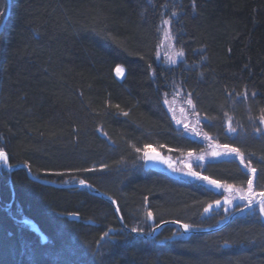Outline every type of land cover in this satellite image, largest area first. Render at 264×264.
<instances>
[{"label": "trees", "instance_id": "obj_1", "mask_svg": "<svg viewBox=\"0 0 264 264\" xmlns=\"http://www.w3.org/2000/svg\"><path fill=\"white\" fill-rule=\"evenodd\" d=\"M6 8L0 0V23ZM163 20L184 53L174 65L158 57ZM176 92L190 94L202 134L243 149L264 191V0H10L0 32V150L34 176L85 179L146 234L168 220L216 226L247 204L223 187L140 170L137 147L202 151L165 111ZM220 162H210L217 181L246 179L240 162ZM207 196L231 200L229 213L205 212ZM251 212L203 237L166 226L137 242L90 191L44 186L0 164V264H264V216Z\"/></svg>", "mask_w": 264, "mask_h": 264}, {"label": "rangeland", "instance_id": "obj_2", "mask_svg": "<svg viewBox=\"0 0 264 264\" xmlns=\"http://www.w3.org/2000/svg\"><path fill=\"white\" fill-rule=\"evenodd\" d=\"M163 28H164V26L162 25V27H161V39H160V44H159V49H158L159 50L158 57L160 59H163L162 61H164L165 64L173 65V64H170L169 58L170 57L174 58L178 62L181 58L175 56L174 52L180 51V50H177L173 39L171 41H167L164 39ZM168 28H169V25H168ZM115 73H116V71H115ZM123 77H124V75L121 77H118L116 75V78L119 81H121L123 79ZM176 93H177V95H175V96L173 95L171 97H167V100L171 103V110H170L169 106L164 103L165 111H166V113H168V116L171 120V124L173 125L176 133H178V134L180 133L186 137H189L190 139L197 141L195 148L201 147L202 151L197 153V154H194L196 152H193V151L189 152L188 151V152H184V153H186V155L178 157L180 154H183V152H177L176 149H171V151H170V149H168V148L158 146V147L150 148L148 150L158 152L160 155L165 157V159H167L172 164V168H176L179 170V171H173L172 168L168 167V164L160 163L159 164V168H160L159 171H162L161 173H163L165 176L169 177V175H171V176L179 177L182 175V176L188 178L190 181H198L199 183H202L203 185H205V189L210 188V187H211L210 189H213V188L216 189V193H217V192H219L220 187L217 188L215 185L207 183V181L197 179L196 177H193V176L185 175V173H187L189 171V167H191V170L194 172H197L200 176H206L209 179L217 181L216 178L211 176L213 171L216 169V167L213 168V166H215V164H213V165L210 164V162H212V160H217L219 162L222 160L223 161L224 160L225 161L226 160H228V161L236 160V161L240 162V164H241L240 159L237 158L234 154L224 155L225 148L223 146L227 145L230 148L238 149L240 151V153L245 158V155L243 154L244 151L240 147L237 148L236 146L229 145L228 144V143H230L229 139H226V143L224 144L215 135L209 134L207 136L204 133L202 134L200 132V130H202L200 128V126L201 125L203 126L205 119L200 118L197 114H195V111H193V109L189 108V106L186 102L188 97L185 94H183L181 92H176ZM177 121H180V123H177ZM197 121H199V122H197ZM185 124L189 125L187 130L184 127ZM213 152H220L221 155L220 156H214ZM197 158H201V159H197ZM139 161H140V170L142 171V168L145 169L144 160L142 158H140ZM0 164H2V163H0ZM220 164H221V162H220ZM245 164H241V166L244 167V173L247 174L245 177L246 179L245 180L242 179L241 180L242 182L240 184H239V182H240L239 179L236 180V181H238V185L232 184L231 185L232 188L230 190L226 189L228 191V193L229 192H231L232 194L238 193L239 195H245V196L249 195V193L247 192L248 180L249 179L254 180L255 173L248 171V169L245 167ZM118 171H120V170L118 169ZM217 182L218 183L220 182L221 185H228V184L230 185L231 184L230 181H228L229 183L227 181H225V182H227V183H225L221 179H218ZM72 184H76V183H72ZM234 188H236L239 191L233 190ZM260 189H261L260 186L257 183L253 182V193L256 194L255 200L259 196ZM88 191H90V190H88ZM219 198L220 199L216 200V201H219V202L225 201L224 197H219ZM221 205H222V207H224L222 203H220L219 206L216 203L211 205V207H209V205H207L206 208L209 209L207 212H210L213 209H218L221 207ZM246 205H244V206H246ZM244 206H242V207H244ZM242 207H240V208H242ZM229 211H230V209H227V211L223 212V214L225 215V214L229 213ZM246 211H248V210H246ZM246 211H244L242 213H245ZM249 211H252L251 213H249L250 215H254L256 212L259 214L260 213L259 205L252 207L251 209H249ZM232 213H234V211ZM254 216L256 217V214ZM143 221H144V223L146 222L145 220H143ZM133 228H136L138 230V232H133V233L142 234V235L146 234L144 231H140V230H143L142 226L139 227V225H138V226H135ZM129 229L131 230V228H129ZM110 234H112V231H108V235H110Z\"/></svg>", "mask_w": 264, "mask_h": 264}, {"label": "snow or ice", "instance_id": "obj_3", "mask_svg": "<svg viewBox=\"0 0 264 264\" xmlns=\"http://www.w3.org/2000/svg\"><path fill=\"white\" fill-rule=\"evenodd\" d=\"M172 15L175 16L176 15V12H173ZM162 24L164 26V28H163V37H164V39L167 40V41H171L174 37H173L172 33L170 32V30L168 28V25L170 24V21L169 20H163L162 21ZM174 55L177 56V57H180L182 59L183 56H184V53H183L182 50H180V51H175L174 52ZM169 62H170V64H173L174 65V64H176L177 61H176V59L170 57L169 58ZM116 75L118 77L123 76L124 75V69L118 66L117 69H116ZM173 95L175 96V95H177V93H174ZM186 102H187L189 108L193 109V111H194L195 105L192 102V99H191L190 94H189ZM164 103L166 105H168L169 108H170V110H171V103L167 100V98H165ZM262 111H264V110H262ZM123 114L125 116L128 115L127 112H124ZM197 122H199V121H197ZM260 122H261V124H264V115H262L260 117ZM177 123H180V121H177ZM184 127L187 130L188 127H189V125L188 124H185ZM229 131L232 132V131H235V129H232L230 127L229 128ZM223 147L225 148L224 155L234 154L237 158L240 159L241 164H245L244 157H243V155L240 153V151L238 149H236V148H230L227 145H224ZM148 149H149V146L148 145H145L143 149L137 147L135 149L136 152L141 154L137 158L138 159L142 158L145 163H148L150 161H153V162L158 161L160 163H166V164H168V167L169 168H172V164L167 159H165V157H163L159 153H156L155 155H153V154L150 153V151ZM170 151H171V149H170ZM213 155L214 156H220L221 153L220 152H213ZM197 159H201V158H197ZM0 161H2L5 166H8V164H9L8 156L6 155L5 151H3V150H0ZM245 167L248 169V171H250L252 173H255L256 172V169L253 168V167H251V164H245ZM172 170L173 171H179L176 168H172ZM84 171H92V169H85ZM185 175L193 176V177H196L197 179H201V180L207 181V183L212 184V185H215L217 188L224 187L225 189H228V190H230L232 188L231 185H221L217 181L212 180V179H209L206 176H200L197 172L192 171L191 170V167H189V171L187 173H185ZM79 185L82 186V187H88V188H91L92 187L90 184H88L86 182L85 179H80L79 180ZM237 191H239V190H237ZM247 192L249 193V195H247V196L240 195L239 196V199L246 200L247 201V205H246L247 207H251L254 202L256 204H258L259 205L260 215L261 216H264V192H260L259 193V196L261 197V199H259L258 201H256L255 200V195L256 194L253 193V180L252 179H249L248 180ZM112 202L114 204L116 203L115 201H112ZM224 203L230 205L231 204V200H225ZM216 204L219 206L220 202L219 201H216ZM209 207H211V205H209ZM208 210H209L208 208H205V212H207ZM117 211H119V209H117ZM147 218L149 220L153 219V216H152V213L151 212H148L147 213ZM173 223H176V222L173 221ZM181 227H183V229L185 230V232H187L190 229L191 226L190 225H187V224H183V225H181ZM109 231H111V229ZM131 231L132 232H138V230L136 228H132ZM140 231H143V230H140ZM107 235H108V233L105 232L103 234V236L101 237V239H103L104 237H107Z\"/></svg>", "mask_w": 264, "mask_h": 264}, {"label": "water", "instance_id": "obj_4", "mask_svg": "<svg viewBox=\"0 0 264 264\" xmlns=\"http://www.w3.org/2000/svg\"><path fill=\"white\" fill-rule=\"evenodd\" d=\"M6 4H7V8H6V13H5V16L4 18L2 19L1 23H0V32L1 30L3 29V26L5 24V21L8 17V14H9V9H10V0H6ZM151 154L155 155L156 151H150ZM0 163L3 164L2 161H0ZM159 164L160 162L158 161H150L148 163H145L144 162V167H145V170H156L158 171L160 168H159ZM3 168L11 173L13 171H16V170H24L28 179H30L31 181L33 182H36V183H40V184H43V185H47V186H54V187H59V188H85L87 190H90L93 194H95L96 196H98L99 198H101L102 200L106 201L107 203H109L113 210H114V213L116 214L117 218H118V221L121 222L122 221V218H121V215L119 213V211H117L118 207L116 206V203L114 204L112 201H114L113 199H111L109 196L105 195L104 193L100 192L98 189H96L93 185H91L92 187L91 188H88V187H82L79 185V183H76V184H71V185H64V184H58V183H55V182H51V181H48L46 179H42V178H38L36 176H34L30 170L28 169V167L24 164H16V165H11L10 163L8 164V166H5L3 164ZM89 184V183H88ZM264 192V191H262ZM110 198V199H109ZM259 199H261L260 196H258V198L256 199V201H258ZM258 204H256L255 202L253 203V205L251 207H247V206H244L242 208H239L237 209L236 211H234V213H232L225 221H223L221 224L211 228V231L212 232H215V231H218L220 229H222L225 225L227 226L231 221H233L236 217H238L242 212L246 211V210H249L251 209L252 207L256 206ZM176 223H173V221H165V222H162L159 226H158V230L159 228L163 227V226H167V225H173V226H176L178 229H180L181 233L183 234H190V235H195L196 233H198V231H195V230H188L187 232H185V230L183 229V227H181V225H183V223L181 222H178V221H175ZM156 234V232L152 233L149 235V237H154Z\"/></svg>", "mask_w": 264, "mask_h": 264}, {"label": "bare ground", "instance_id": "obj_5", "mask_svg": "<svg viewBox=\"0 0 264 264\" xmlns=\"http://www.w3.org/2000/svg\"><path fill=\"white\" fill-rule=\"evenodd\" d=\"M120 67V66H119ZM122 68V67H121ZM116 69H117V67L114 69V76L116 77V73H115V71H116ZM124 75H125V73H124ZM117 79V78H116ZM22 170V169H21ZM149 170H151V169H149ZM145 171H148V170H145ZM151 171H156V170H151ZM157 172H162V171H157ZM37 177V176H36ZM38 178H42V177H38ZM42 179H46V178H42ZM46 180H48V181H51V182H54V181H52V180H49V179H46ZM55 183H57V182H55ZM40 184V183H39ZM58 184H64V185H71L72 183H58ZM41 185H43V184H41ZM44 186H47V185H44ZM49 187H53V188H58V189H75V188H59V187H54V186H49ZM96 188V187H95ZM81 189H83V188H81ZM85 189V188H84ZM97 189V188H96ZM87 190V189H86ZM100 191V190H99ZM213 191H214V193H216V189H214L213 188ZM101 192V191H100ZM103 193V192H102ZM93 194V193H92ZM93 195H95V194H93ZM106 195V194H105ZM96 196V195H95ZM108 196V195H107ZM98 197V196H97ZM111 198V197H110ZM112 199V198H111ZM114 200V199H113ZM226 200V199H225ZM211 201V202H210ZM225 201H222V202H220V203H222L223 204V206L224 207H222V205H221V207L220 208H218V210H220L221 212H225V211H227V209H229V207H230V205L229 204H225L224 203ZM214 203H216V202H213V200H211V197L210 196H207V201H206V203H205V205H204V210H205V208H206V206L207 205H213ZM116 206H117V204H116ZM215 210H217V209H213V210H211V211H215ZM214 214H216V213H214ZM230 216V215H229ZM229 216H227L226 217V219L229 217ZM66 218H68L69 220H77V217L76 216H73V215H66ZM122 218V217H121ZM143 218V217H142ZM226 219H224L223 221H225ZM168 221H176V220H168ZM222 221V222H223ZM165 222V221H164ZM178 222H180V221H178ZM222 222H220L219 224H221ZM162 223V222H161ZM161 223H159L158 225H155V226H153L152 228H150V230L148 231V235L147 234H145V235H142V234H137V233H133L130 229H129V227H127L125 224H124V222H123V219H122V221L120 222V225H121V227L123 228V230L124 231H126V232H128V233H130L131 234V236H133L134 238H135V240L137 241V242H145V241H147V240H149V239H154V238H156L158 235H159V233H160V231L162 230V228H164V227H166V226H163V227H161V228H159V230L157 229L158 228V226L161 224ZM182 223V222H181ZM184 224V223H183ZM219 224H217V225H219ZM216 225V226H217ZM167 226H173V225H167ZM174 227H176V226H174ZM213 227H215V226H212V227H195V229H193L192 227H190V229L189 230H195V231H198V233H196L195 235H200L201 237H203L204 235H207V234H212V233H215V232H218V231H215V232H212L211 231V228H213ZM225 227H227L226 225L223 227V228H225ZM177 228V227H176ZM222 228V229H223ZM180 230V229H179ZM221 230V229H220ZM155 233L156 232V234H155V236L154 237H149V235L150 234H152V233ZM181 232V231H180ZM182 235H188V234H183L182 233ZM190 235V234H189ZM191 236V235H190ZM142 239V240H141Z\"/></svg>", "mask_w": 264, "mask_h": 264}]
</instances>
